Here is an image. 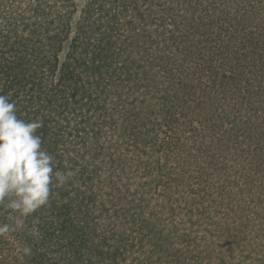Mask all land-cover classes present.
<instances>
[{
    "label": "trees",
    "instance_id": "1",
    "mask_svg": "<svg viewBox=\"0 0 264 264\" xmlns=\"http://www.w3.org/2000/svg\"><path fill=\"white\" fill-rule=\"evenodd\" d=\"M95 1L85 0L73 22L74 0H0V95L15 102L19 118L42 122L37 135L42 139V148L53 156L54 170L73 173L60 187L53 182L48 204L23 218L22 227L0 235V264H264V17L257 12L252 23L248 20L249 29L242 26L232 32L235 39L248 46L243 58L252 77L240 79L235 59L222 74L226 81L242 84L234 91L252 97L256 107L262 104V111L258 109L252 116L253 110L243 112L235 105V109L220 114L215 106L216 97L223 100L219 95L199 96L203 87L194 88L189 82L172 89L169 80L173 69L168 63L160 64L149 78L151 82L143 90L138 89L133 98L127 97L132 72L127 78L112 81L119 97L114 120L105 123L110 130L104 132L108 137L105 144L101 141L102 125L96 124L97 108L87 112L73 106L76 94L68 93L69 73L85 65L84 57L91 52L98 55L119 40L122 47L123 42L129 45L134 39L122 37L127 28H119L115 1ZM139 3L130 1L135 7ZM201 8L213 19H222V10L214 0H198L197 11ZM92 16L98 39L87 34L85 21ZM104 30L109 32L106 37ZM135 51H129L130 55ZM126 63L112 65L116 73H128ZM190 63L187 74L203 75L204 88L217 85L212 81L214 77L221 80L218 74L201 69L196 58ZM112 71L106 64L105 72ZM178 73L181 71L176 70ZM241 74L246 77L243 71ZM195 89L198 92L193 93ZM223 90L231 94L229 86ZM186 93L193 100L179 107L175 102ZM196 95L201 102H197ZM66 97L70 116L64 131L60 126L57 133L53 116ZM231 111L247 125L245 147L239 144L245 156L241 163L256 172L249 180L252 212L239 220V231L244 232L243 219L250 222L252 217L251 233L245 232L240 242L224 250L211 246L204 238L221 229L223 235L230 233L235 218L229 217L233 219L231 224L205 222L204 213L210 209L203 201L212 184L206 172L193 173L191 167L207 158L211 165L209 142L214 148L226 138L223 130L226 134L232 131L221 123L227 114L234 116ZM212 114L221 122H207L213 119ZM202 118L206 122L204 133ZM192 148L197 150L194 157ZM154 152L156 156L148 161ZM229 165L221 162L218 168L217 183L223 195L231 193L223 177ZM137 169L142 171L141 177ZM8 216L0 206V224L12 223ZM201 227L205 233L197 240L192 232ZM23 246L31 248L30 256L18 251ZM234 257L240 261L226 262Z\"/></svg>",
    "mask_w": 264,
    "mask_h": 264
},
{
    "label": "rangeland",
    "instance_id": "2",
    "mask_svg": "<svg viewBox=\"0 0 264 264\" xmlns=\"http://www.w3.org/2000/svg\"><path fill=\"white\" fill-rule=\"evenodd\" d=\"M84 1L85 0H74L76 11L72 15L73 22L77 19V16L80 15ZM99 1L102 0H96L95 2ZM105 1L110 3L116 2V10L119 11L120 16V21L118 23L119 28L121 30L127 28L124 30L122 37H132L134 40L130 41L129 45L123 42L122 47V41L119 40L110 50L106 49L105 52L100 51L98 55H96V52L94 53L95 55L91 52L88 57H84L85 65L80 64L78 68L71 70L68 77L70 79H68V81L71 84L68 93L72 92L76 94L73 106L76 109L82 108L87 112L97 108L99 117L96 120V124L102 125L101 129L104 135L101 138L102 143L105 142V144H107L106 141L108 137L105 136L104 132L107 130L110 132V130L105 126V123L114 120L112 118L116 113L114 105L116 99L119 97L116 86L112 81L117 78H127L128 74L132 72L133 78L130 80L132 88L128 91L127 97L133 98L138 89L143 90V88L151 82L150 80L153 78L155 72L158 70L157 66L160 64L168 63L169 68L173 69V74L169 80V85L172 89L182 87L189 82L194 88H196L197 85L203 87L199 96L211 97L213 94L219 95V98L223 100L218 101V97H216L215 106L217 112L220 114L231 110V108L232 110L235 109L233 107L235 105L243 112L253 110V112H251L252 116H255V112L258 109L262 111V104L256 107L254 101H251L252 97L249 99L246 94L240 96L239 93L234 91L233 88H240L242 84L240 85L239 82H236V85H234V83H232L234 80L228 82L223 78L222 74L224 72L227 73L229 62L235 59L238 60L235 66L240 70L238 72L240 79L246 81L247 78L252 77L245 68L246 60L243 58V51H247L248 46L247 44L245 46L235 39L232 32H235L236 29L242 26L249 29L250 26L248 25L250 24H248V20H251L252 23V20L256 18L255 13L257 12H260L261 16L264 17V0H214L216 6L222 10L223 16L220 20L219 18L216 20L210 17V14H208L204 8H201V12H198V0H139V7L130 4L131 0ZM151 2H153L152 7L148 8ZM211 15L214 14L211 13ZM85 26L88 27L87 34L95 36V38L98 39L95 16L87 19L85 21ZM165 34L168 35L164 37ZM108 35L109 32L104 30L103 37ZM93 43H97V41L93 40ZM92 48L93 46L90 51L93 50ZM135 49L136 51L134 54L130 55V52ZM61 54L62 52H60V55ZM238 56L241 57L238 59ZM193 58H196V60L202 64L201 69L211 72L212 75L216 73L218 77H221V80H217L215 77L212 78V81L217 83L216 86L208 84V87L204 88L206 78L203 75H200L199 72L187 74L191 68L190 62ZM113 62H127L124 68L128 73H124L121 70L116 73L115 66L112 65ZM106 64L111 66L112 72H105ZM71 67L73 68V65ZM176 70H180L181 73L175 74ZM242 71L246 74L245 78L244 76H240L242 75ZM219 82H223V84ZM225 85L230 87L231 94H225L223 90ZM192 91L195 93L198 92V89ZM179 98H181V100L179 99V101L175 102L179 107H183L193 100V97L187 93L180 94ZM196 100L197 102H201L198 95H196ZM58 108V112L53 116L55 117L53 125H57L55 131L60 133V126L61 130L64 131L63 127L67 125V117L70 116L67 97L65 101L58 104ZM231 112L234 116H229L227 114V116L223 118V122L216 120L214 114H212L213 119L207 121L210 124L214 121L218 123L221 122L223 127H230L232 129L231 132L226 134V131H222V128H220L226 138H222L220 142L217 143L216 147L212 148L213 143L212 141L209 142V150H211L212 154L211 165L208 163L207 158L197 161L199 163L191 167V169L194 170L193 173L199 171L206 172L205 177L212 184V187L208 189L207 200L203 201L210 209V212L204 213L205 217L203 219L205 222L209 224L211 220H216L222 222L227 221L231 224L233 219H229V217L235 218L234 225H230V233L223 235L224 231L221 229L217 233H211L204 238L208 240L211 246L222 249L225 248L224 250H228L234 247L236 243L240 242L241 236L245 232L251 233L249 228L253 227L252 217L250 222L247 218L243 219V227H245L244 232L239 231L241 226L239 220L243 217V214L252 212L249 180L251 175L256 172V169H250L246 167V165L243 166L241 163L245 156L240 151L241 148H239V144L245 147L247 142V125L244 124L243 119L235 115L237 114L236 112ZM90 114L93 116L92 113ZM93 118H95V116ZM205 125V119L202 118L200 127L203 133L206 132L204 131ZM231 138L235 144L231 143L232 141H228ZM61 140L63 141V139ZM224 143H226L227 146H225ZM192 152L194 153L191 157H194L197 150L192 148ZM154 156H156V152L149 157L148 161H151ZM187 156H189V154ZM221 162L231 164V166L229 165L230 168H227V175L223 176L226 180L227 188L231 191L230 194L226 195L220 192V186L217 183L219 178L218 168L221 167ZM137 175L141 177L142 171L137 169ZM151 192H154L153 188ZM152 202H154V200H152ZM157 208H159V206H157ZM197 212V210H194L195 214H198ZM179 224L186 229H190L189 225L183 223ZM203 228L204 227H201L199 230L194 229L192 236H196L195 238L199 240L201 235L205 233V228ZM239 261V258L234 257V259H229L226 262L238 263Z\"/></svg>",
    "mask_w": 264,
    "mask_h": 264
},
{
    "label": "clouds",
    "instance_id": "3",
    "mask_svg": "<svg viewBox=\"0 0 264 264\" xmlns=\"http://www.w3.org/2000/svg\"><path fill=\"white\" fill-rule=\"evenodd\" d=\"M39 120L25 121L17 116L15 102L0 95V206L12 223L0 224V235L23 226V218L49 202L51 186H62L72 172L54 170L53 156L42 148L37 129ZM30 256L28 246L19 248Z\"/></svg>",
    "mask_w": 264,
    "mask_h": 264
}]
</instances>
